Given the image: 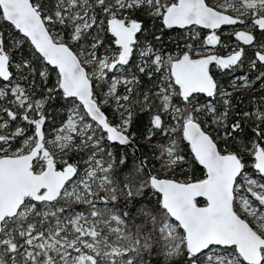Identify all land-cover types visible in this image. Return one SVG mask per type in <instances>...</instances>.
<instances>
[{"label": "snow or ice", "instance_id": "snow-or-ice-1", "mask_svg": "<svg viewBox=\"0 0 264 264\" xmlns=\"http://www.w3.org/2000/svg\"><path fill=\"white\" fill-rule=\"evenodd\" d=\"M244 89L264 0H0V264H264Z\"/></svg>", "mask_w": 264, "mask_h": 264}, {"label": "flooded vegetation", "instance_id": "flooded-vegetation-1", "mask_svg": "<svg viewBox=\"0 0 264 264\" xmlns=\"http://www.w3.org/2000/svg\"><path fill=\"white\" fill-rule=\"evenodd\" d=\"M219 49H220V48H219ZM220 50H221V49H220ZM226 54H227V53H226ZM226 54H223V55H226ZM248 55L251 56V55H252V52L249 51V52H248ZM246 67H247V66H245V68L242 69L241 71L243 72L244 70H246ZM247 70H248V68H247ZM238 73H239V72H238ZM238 73H237V74H238ZM251 74H254V73H251ZM215 76H216V78L221 82V84H225V85H226V84L228 83V81L231 79V76L228 75V77H227V79H226V82L221 81L220 76L218 75V71H215ZM242 91H243V93H246V94L244 95V106H245L246 108L252 106L253 98H255L256 95L264 94V93H261L260 91L250 92V91L247 90V89H244V90H242ZM240 94H241V93H237V95H240Z\"/></svg>", "mask_w": 264, "mask_h": 264}, {"label": "rangeland", "instance_id": "rangeland-1", "mask_svg": "<svg viewBox=\"0 0 264 264\" xmlns=\"http://www.w3.org/2000/svg\"><path fill=\"white\" fill-rule=\"evenodd\" d=\"M171 47H173V46L172 45H169V48H171ZM220 49H218V51L216 52V54L223 55V54H226L227 53V51L224 48H220ZM247 71L248 70H247V67H246V70H244L243 72H247ZM239 74L240 73H238L237 75H239ZM251 75L254 76L255 73L254 74H251ZM260 95H262V94L256 95L255 98L259 97ZM255 98H253V102H254Z\"/></svg>", "mask_w": 264, "mask_h": 264}, {"label": "trees", "instance_id": "trees-1", "mask_svg": "<svg viewBox=\"0 0 264 264\" xmlns=\"http://www.w3.org/2000/svg\"><path fill=\"white\" fill-rule=\"evenodd\" d=\"M218 75L220 76L221 81L226 82L228 75H221L219 71H218Z\"/></svg>", "mask_w": 264, "mask_h": 264}]
</instances>
